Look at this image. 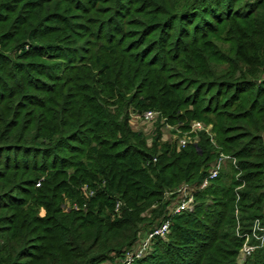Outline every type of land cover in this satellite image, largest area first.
<instances>
[{
    "label": "trees",
    "instance_id": "trees-1",
    "mask_svg": "<svg viewBox=\"0 0 264 264\" xmlns=\"http://www.w3.org/2000/svg\"><path fill=\"white\" fill-rule=\"evenodd\" d=\"M256 219L264 0H0V264H121L166 220L133 264H240Z\"/></svg>",
    "mask_w": 264,
    "mask_h": 264
},
{
    "label": "built area",
    "instance_id": "built-area-1",
    "mask_svg": "<svg viewBox=\"0 0 264 264\" xmlns=\"http://www.w3.org/2000/svg\"><path fill=\"white\" fill-rule=\"evenodd\" d=\"M158 119H159V114L153 111L146 112L141 119L136 117V120H143L148 123H154ZM200 130H205L203 124L196 122L192 125L193 132H197ZM206 130L208 132L210 128ZM189 139L190 138L189 137L187 138V135L181 138L179 140L180 147H185L188 144ZM225 159H228V157H222L218 161V163L213 167L209 176L204 180V182L198 188V190H203L207 188L210 185L211 181L218 178L219 173L222 169L223 161ZM194 195L195 192L193 188L189 186H183L179 190L178 202L175 204L174 208L172 209V212L174 214H181L187 210H192L194 205ZM170 227H171L170 220H166L159 228L155 229L153 232L146 235L143 239L140 240V242L137 244L136 247H134L131 251L127 252L126 257L121 264H133L135 260L143 257V255L148 251L151 242L155 238H162V239L166 238L167 234L169 233ZM251 234L252 235H247L246 242L244 243L241 251V260L243 261L249 256H251L255 252V250L261 247L264 243V225L262 224L260 219L255 220ZM252 238H254V240H256L257 242H260V245L251 244Z\"/></svg>",
    "mask_w": 264,
    "mask_h": 264
},
{
    "label": "rangeland",
    "instance_id": "rangeland-1",
    "mask_svg": "<svg viewBox=\"0 0 264 264\" xmlns=\"http://www.w3.org/2000/svg\"><path fill=\"white\" fill-rule=\"evenodd\" d=\"M156 122V121H155ZM155 122L154 123H144V122H139V120L134 119L132 121V125L134 130H139V131H143L148 137L151 136V133L155 130ZM163 132V138L166 141H170L172 142L173 140H175L177 138V136H174V134H171V129L165 127L162 129ZM188 138V136H187ZM190 140V139H189ZM247 259H245L244 261H246ZM243 260H241L240 264L244 263Z\"/></svg>",
    "mask_w": 264,
    "mask_h": 264
},
{
    "label": "crops",
    "instance_id": "crops-1",
    "mask_svg": "<svg viewBox=\"0 0 264 264\" xmlns=\"http://www.w3.org/2000/svg\"><path fill=\"white\" fill-rule=\"evenodd\" d=\"M140 121L143 122V120H140ZM140 121H139V122H140ZM144 123H145V122H144Z\"/></svg>",
    "mask_w": 264,
    "mask_h": 264
}]
</instances>
